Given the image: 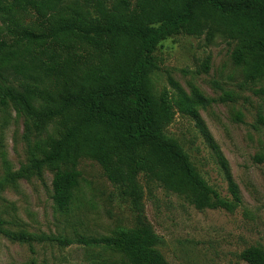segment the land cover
Here are the masks:
<instances>
[{"label": "trees", "instance_id": "obj_1", "mask_svg": "<svg viewBox=\"0 0 264 264\" xmlns=\"http://www.w3.org/2000/svg\"><path fill=\"white\" fill-rule=\"evenodd\" d=\"M0 15V102L44 134L43 157L28 168L55 170L52 199L63 211L78 186V160L91 159L137 213V226L115 237L17 234L1 230V219L0 231L28 242L114 247L128 264H166L143 215L139 173L198 210H232L239 202L229 176L233 201L225 202L165 132L176 113L201 127L197 108L208 100L197 92L190 97L172 80V91L155 93L152 74L162 40L219 34L234 43L231 59L244 79H263L264 0H0ZM239 258L264 264V251L249 246Z\"/></svg>", "mask_w": 264, "mask_h": 264}, {"label": "rangeland", "instance_id": "obj_2", "mask_svg": "<svg viewBox=\"0 0 264 264\" xmlns=\"http://www.w3.org/2000/svg\"><path fill=\"white\" fill-rule=\"evenodd\" d=\"M20 19L27 23L32 18ZM233 47L219 34L212 40L179 34L162 40L155 50V93L172 91V80L190 97L197 92L208 100L197 108L201 127L176 113L166 135L221 200L233 201L227 176L240 198L232 210H198L139 173L143 215L161 240L157 250L166 264H249L239 258L242 250L257 246L264 251V78L245 80L231 59ZM43 138L10 102H0L1 230L76 239L115 237L137 226L129 200L88 158L78 160L80 177L69 206L57 209L51 184L55 170L47 165L28 168L43 157ZM4 231L0 264H128L114 247L28 242Z\"/></svg>", "mask_w": 264, "mask_h": 264}]
</instances>
